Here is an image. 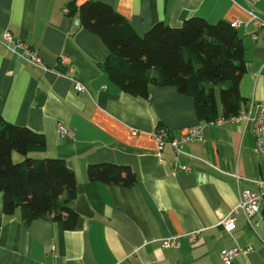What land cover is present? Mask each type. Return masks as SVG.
<instances>
[{
    "label": "crops",
    "instance_id": "0c3cea01",
    "mask_svg": "<svg viewBox=\"0 0 264 264\" xmlns=\"http://www.w3.org/2000/svg\"><path fill=\"white\" fill-rule=\"evenodd\" d=\"M98 1L113 6L140 35L159 21L178 27L192 16L240 20V110L264 101V29L252 20L255 14L264 22V0ZM69 3L0 0V33L9 30L36 48L43 63L31 65L0 43V113L44 135V148L28 156L61 158L74 171L78 215L72 229L47 218L25 223L19 209L4 213L0 192V264H222V251L234 246L250 250L232 264H264V198L251 224L240 211L231 230L222 224L239 192L255 190L252 181L264 179V155L250 123L205 121L193 98L174 86H150L147 99L119 89L103 69L109 50L75 24L77 13L63 11ZM192 126H199L202 139L185 143L181 153L169 144L159 150L157 128L176 136ZM59 127L72 134L61 135ZM22 156L13 151L12 161ZM103 162L131 167L136 182L89 180L87 167ZM169 238L179 246H162Z\"/></svg>",
    "mask_w": 264,
    "mask_h": 264
},
{
    "label": "trees",
    "instance_id": "16d2710c",
    "mask_svg": "<svg viewBox=\"0 0 264 264\" xmlns=\"http://www.w3.org/2000/svg\"><path fill=\"white\" fill-rule=\"evenodd\" d=\"M77 13L82 28L96 34L109 50L103 69L119 89L143 99L153 85L174 86L194 101L205 121L228 117L240 110L238 82L244 73V47L237 30L226 20L210 23L192 16L178 27L159 21L143 35L113 6L86 0ZM45 146V138L26 126L7 122L0 113V192L3 211L19 209L25 223L44 218L74 228L78 215L72 208L76 194L74 171L61 158H33L28 152ZM26 156L14 163L12 152ZM91 181L131 186L136 175L127 165L90 164Z\"/></svg>",
    "mask_w": 264,
    "mask_h": 264
},
{
    "label": "built area",
    "instance_id": "2783aa9c",
    "mask_svg": "<svg viewBox=\"0 0 264 264\" xmlns=\"http://www.w3.org/2000/svg\"><path fill=\"white\" fill-rule=\"evenodd\" d=\"M65 13L68 12L67 8H64ZM252 20L257 27L264 29V22L255 14H252ZM78 20H75V24H78ZM232 27L239 28L243 26L242 22L238 19H233L231 22ZM252 39H255V35H251ZM0 43L11 53L22 58L27 63L34 66L43 65L42 59L36 48L32 47L21 39H16L9 30H4L0 33ZM61 61L66 63L64 58L61 57ZM69 73L73 74V69L69 67ZM76 90H82L83 86L79 82L74 83ZM245 121L250 123L252 132L256 139V149L258 153L264 155V101L251 100L248 104V108L239 110L238 113L230 115L228 117L220 116L214 121L218 124L229 121ZM213 121V122H214ZM59 133L61 135L69 136L72 134V130L59 127ZM131 134L135 135L136 130L131 129ZM154 139L158 145L159 150H162L165 144H169L176 153L182 152V147L185 143L196 139H202V135L199 130V126H192L187 129L181 130L178 135L170 136L168 130L164 127H159L153 133ZM255 186V190H244L239 192V201L235 209H233L228 216L222 220L223 227L226 230H231L233 227L234 214L242 212L245 219L249 224L251 217L258 212L260 201L264 198V179L252 181ZM162 246L177 248L179 243L174 238L162 239ZM250 250V247L234 246L229 249H224L221 253L222 264H232L233 259L240 254H246Z\"/></svg>",
    "mask_w": 264,
    "mask_h": 264
},
{
    "label": "rangeland",
    "instance_id": "374dc122",
    "mask_svg": "<svg viewBox=\"0 0 264 264\" xmlns=\"http://www.w3.org/2000/svg\"><path fill=\"white\" fill-rule=\"evenodd\" d=\"M15 153H18V152H15ZM19 154H20V153H19ZM23 156H24V155H23ZM23 156H22V159H21L20 161H22V160L26 157V156H24V157H23ZM20 161H15L14 163H16V162H20Z\"/></svg>",
    "mask_w": 264,
    "mask_h": 264
}]
</instances>
